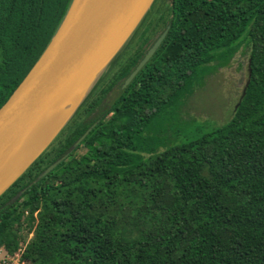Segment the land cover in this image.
<instances>
[{"label": "trees", "instance_id": "16d2710c", "mask_svg": "<svg viewBox=\"0 0 264 264\" xmlns=\"http://www.w3.org/2000/svg\"><path fill=\"white\" fill-rule=\"evenodd\" d=\"M71 1L0 0V107ZM170 23L160 48L107 107L150 47L148 33L159 28V36ZM142 27L0 197V249L14 255L23 245L27 264H264V0H155L138 33ZM243 46L249 84L229 122L169 146L178 109Z\"/></svg>", "mask_w": 264, "mask_h": 264}, {"label": "water", "instance_id": "95a60500", "mask_svg": "<svg viewBox=\"0 0 264 264\" xmlns=\"http://www.w3.org/2000/svg\"><path fill=\"white\" fill-rule=\"evenodd\" d=\"M155 0H72L49 44L0 107V197L48 148L86 97L130 42ZM171 23L155 39L121 85L125 90L165 40ZM250 77V69H249ZM246 81L241 98L245 95ZM240 101L235 105L238 108ZM67 118L38 150L28 144L65 107ZM97 123L35 180L55 169L88 136ZM26 189L20 191V197Z\"/></svg>", "mask_w": 264, "mask_h": 264}, {"label": "rangeland", "instance_id": "374dc122", "mask_svg": "<svg viewBox=\"0 0 264 264\" xmlns=\"http://www.w3.org/2000/svg\"><path fill=\"white\" fill-rule=\"evenodd\" d=\"M160 7L161 11L164 10L166 8L165 3H162ZM144 28H141L140 33L136 30L133 35V37L135 36V41L142 35ZM158 30L160 29L157 28L156 31L148 33L149 43L146 47L151 45L158 37ZM132 46L135 47L136 43H133ZM248 57L249 49L243 46L227 67H212L205 78L204 85L187 98L178 109V121L175 122L167 136L169 146L184 144L209 131L212 127H221L229 122L247 81ZM121 92L120 86L114 87L108 94L105 105L109 107ZM23 249L24 246L22 245L20 250L14 255H9L6 251L0 249V264H27L25 262L22 263L18 257V253L20 252L21 254Z\"/></svg>", "mask_w": 264, "mask_h": 264}, {"label": "bare ground", "instance_id": "6f19581e", "mask_svg": "<svg viewBox=\"0 0 264 264\" xmlns=\"http://www.w3.org/2000/svg\"><path fill=\"white\" fill-rule=\"evenodd\" d=\"M73 105H69L65 107L61 112H59L55 118H53L47 126L43 128V130L40 131V133L28 144L25 151L27 150H38L47 138L52 134V132L61 124L62 121H64L67 116L72 111Z\"/></svg>", "mask_w": 264, "mask_h": 264}, {"label": "built area", "instance_id": "2783aa9c", "mask_svg": "<svg viewBox=\"0 0 264 264\" xmlns=\"http://www.w3.org/2000/svg\"><path fill=\"white\" fill-rule=\"evenodd\" d=\"M16 254V253H15ZM18 257H19V259H20V252L18 253ZM23 263V262H22Z\"/></svg>", "mask_w": 264, "mask_h": 264}]
</instances>
